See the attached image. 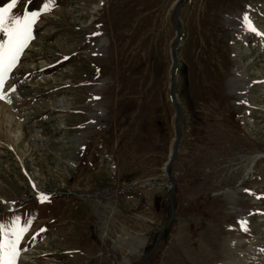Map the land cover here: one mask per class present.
<instances>
[{
  "label": "rangeland",
  "instance_id": "rangeland-1",
  "mask_svg": "<svg viewBox=\"0 0 264 264\" xmlns=\"http://www.w3.org/2000/svg\"><path fill=\"white\" fill-rule=\"evenodd\" d=\"M176 1L12 9L40 13L0 100V224L28 225L18 264H264V0L180 6L172 186ZM171 186L173 227L143 262Z\"/></svg>",
  "mask_w": 264,
  "mask_h": 264
},
{
  "label": "snow or ice",
  "instance_id": "snow-or-ice-1",
  "mask_svg": "<svg viewBox=\"0 0 264 264\" xmlns=\"http://www.w3.org/2000/svg\"><path fill=\"white\" fill-rule=\"evenodd\" d=\"M19 0H12L6 8H0V100L5 99L3 89L6 82L11 79V73L18 67L19 61L29 46L33 37V28L40 16L39 12H28L22 16L12 14ZM53 0H48L44 5V11L49 10V5ZM245 26L251 32H257L251 19L245 15L243 17ZM15 91V88L12 89ZM41 199H47L41 194ZM243 223V222H242ZM28 230V225L20 224V217H16L11 225L0 224V235L4 237L0 240V264H18L19 244L22 237ZM10 235L13 239H9Z\"/></svg>",
  "mask_w": 264,
  "mask_h": 264
},
{
  "label": "water",
  "instance_id": "water-1",
  "mask_svg": "<svg viewBox=\"0 0 264 264\" xmlns=\"http://www.w3.org/2000/svg\"><path fill=\"white\" fill-rule=\"evenodd\" d=\"M184 1L185 0H177L174 3V6H173V8L175 10V27H176V33H177L178 43L172 49L173 70H172V76H171V78H172V80H171V90H172V93H173V105H174L175 109L178 112V124H177L178 141H177V144L175 145L174 149L170 153L169 160L166 163L165 168H164V171L166 172V175L169 178L172 179V184L173 185H174L175 180H174L173 176L171 175L170 169H171V166L173 164V161H174V159H175V157H176V155H177V153L179 151V147H180V143H181V136H182L181 125H182V120H183V114H182L181 108L179 107L178 100H177L178 99V96L176 94V91H175V88H174V85H173V78H174L175 71H176L177 66H178V62H177V59H176V50L181 45L180 18H179L180 13H179V9H180L181 4ZM169 201H170V205H171V209H172L171 210V218H170L169 222L166 224L165 228H167L173 222L174 217H175L173 188L171 189L170 194H169ZM162 233H163V231L160 232V235L158 237V240H157L156 244L154 245L152 251L148 255L147 259L151 256V254L157 248Z\"/></svg>",
  "mask_w": 264,
  "mask_h": 264
},
{
  "label": "bare ground",
  "instance_id": "bare-ground-1",
  "mask_svg": "<svg viewBox=\"0 0 264 264\" xmlns=\"http://www.w3.org/2000/svg\"><path fill=\"white\" fill-rule=\"evenodd\" d=\"M4 113H6V111H5V109L3 108V106H1V104H0V115H2V114H4ZM8 113V112H7ZM6 117H8L11 121L14 119V117L11 115V116H9V115H6Z\"/></svg>",
  "mask_w": 264,
  "mask_h": 264
},
{
  "label": "trees",
  "instance_id": "trees-1",
  "mask_svg": "<svg viewBox=\"0 0 264 264\" xmlns=\"http://www.w3.org/2000/svg\"><path fill=\"white\" fill-rule=\"evenodd\" d=\"M171 227H173V224L165 230L164 234L169 235Z\"/></svg>",
  "mask_w": 264,
  "mask_h": 264
}]
</instances>
